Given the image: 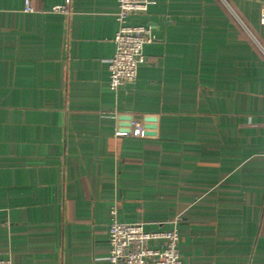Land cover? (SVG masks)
<instances>
[{
	"label": "crops",
	"instance_id": "obj_1",
	"mask_svg": "<svg viewBox=\"0 0 264 264\" xmlns=\"http://www.w3.org/2000/svg\"><path fill=\"white\" fill-rule=\"evenodd\" d=\"M23 1L0 0V259L107 264L115 207L176 229L181 264H264V0H152L117 90V0Z\"/></svg>",
	"mask_w": 264,
	"mask_h": 264
},
{
	"label": "built area",
	"instance_id": "obj_2",
	"mask_svg": "<svg viewBox=\"0 0 264 264\" xmlns=\"http://www.w3.org/2000/svg\"><path fill=\"white\" fill-rule=\"evenodd\" d=\"M23 10H34L31 0H24ZM152 0H117L115 13L118 27L114 33L115 50L108 59L109 87L117 90L121 85L133 83L137 67L144 59V45L154 39L151 28L140 23H131L132 15L147 10ZM52 11H65L66 5L54 4ZM260 21L264 23V6L260 11ZM153 117L154 120H148ZM158 116L147 114L141 118L131 117L127 124H120L116 134L147 136V132H158ZM111 208L112 220L108 226L109 251L107 264H181L178 249L179 235L176 229L146 230L142 222H124L115 216ZM0 264H12L9 258H1Z\"/></svg>",
	"mask_w": 264,
	"mask_h": 264
},
{
	"label": "water",
	"instance_id": "obj_3",
	"mask_svg": "<svg viewBox=\"0 0 264 264\" xmlns=\"http://www.w3.org/2000/svg\"><path fill=\"white\" fill-rule=\"evenodd\" d=\"M147 119H148V120H154V118H153V117H147ZM126 124H127V122H126ZM147 134H149V135H150V134H153V132H149V131H148V132H147Z\"/></svg>",
	"mask_w": 264,
	"mask_h": 264
}]
</instances>
